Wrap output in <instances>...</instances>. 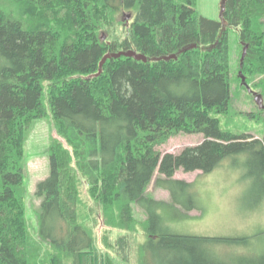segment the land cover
<instances>
[{
  "label": "trees",
  "instance_id": "16d2710c",
  "mask_svg": "<svg viewBox=\"0 0 264 264\" xmlns=\"http://www.w3.org/2000/svg\"><path fill=\"white\" fill-rule=\"evenodd\" d=\"M232 32L239 60L248 46L235 78L264 100V0H227L223 22L197 0H0V264H224L235 240L178 233L162 211L200 209L177 172L205 175L239 153L264 190V138L221 127L233 111ZM129 51L148 61L113 58L97 76L105 55ZM48 117L58 137L32 229L25 143ZM183 134L204 140L161 152ZM156 174L170 202L149 191Z\"/></svg>",
  "mask_w": 264,
  "mask_h": 264
},
{
  "label": "rangeland",
  "instance_id": "374dc122",
  "mask_svg": "<svg viewBox=\"0 0 264 264\" xmlns=\"http://www.w3.org/2000/svg\"><path fill=\"white\" fill-rule=\"evenodd\" d=\"M220 5L221 0H198L197 10L209 19L220 21ZM212 11L215 12L214 18H211ZM119 20L129 22L130 12L123 13ZM236 35V32L230 34L233 111L227 116H221V127L235 135L247 134L263 139L264 111L255 102L253 94H249L241 86L243 82L238 81L241 71L235 78V69L241 60ZM102 36L105 41L107 36ZM252 91L258 93L257 90ZM57 137L52 118L48 117L34 123L26 139V208L32 229L34 226L38 227L41 206V200L36 195L38 184L50 176V143L52 138ZM203 140V135L183 134L170 139L159 149L163 154L176 155L187 147L201 144ZM252 161L250 154L245 152L224 159L218 168L205 175L201 171L177 172L176 179L194 184L200 209L188 213L189 218L179 216L169 208L162 211L168 225L178 233L235 240L232 244L221 247L219 259L224 264H264V190L255 174L257 168L250 167ZM157 176L156 174L149 191L157 199L170 202V193L155 187ZM34 233L32 230V234Z\"/></svg>",
  "mask_w": 264,
  "mask_h": 264
},
{
  "label": "water",
  "instance_id": "95a60500",
  "mask_svg": "<svg viewBox=\"0 0 264 264\" xmlns=\"http://www.w3.org/2000/svg\"><path fill=\"white\" fill-rule=\"evenodd\" d=\"M226 3H227V0H221L220 20L222 22H223L224 12H225V9H226ZM196 47L197 46L194 45L192 47L186 48V49H184L182 51V53L187 52L188 50L194 49ZM247 50H248V46H245L244 49H243V54H242V58H241V66H243V64H244V61H245V58H246V54H247ZM122 56L127 57V58H133V59H135L137 61H143V62H147L148 61L146 56H144L142 54H137L136 52H133V51L121 52V53L112 54V55L111 54H107V55L104 56V58L102 59V61L100 63V70H99V73L97 74V76L102 73L103 66L108 60L113 59V58H116V59L117 58H121ZM171 59H177V56L174 55V56L165 58V60H171ZM240 75L242 76V72H240ZM242 81H243L244 85L248 88L249 92H251L253 94V96L255 98V102L257 103L259 108L264 110V100H263L262 95L252 91V88L246 82L245 76H242Z\"/></svg>",
  "mask_w": 264,
  "mask_h": 264
},
{
  "label": "crops",
  "instance_id": "0c3cea01",
  "mask_svg": "<svg viewBox=\"0 0 264 264\" xmlns=\"http://www.w3.org/2000/svg\"><path fill=\"white\" fill-rule=\"evenodd\" d=\"M197 2H198V0H197ZM201 15H203V14H201ZM203 16H205V15H203ZM214 16H215V12L212 11V13H211V18H214ZM212 20H213V19H212Z\"/></svg>",
  "mask_w": 264,
  "mask_h": 264
}]
</instances>
